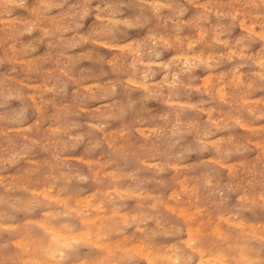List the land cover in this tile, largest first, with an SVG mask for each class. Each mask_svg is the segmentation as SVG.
<instances>
[{"label": "clouds", "instance_id": "obj_1", "mask_svg": "<svg viewBox=\"0 0 264 264\" xmlns=\"http://www.w3.org/2000/svg\"><path fill=\"white\" fill-rule=\"evenodd\" d=\"M0 264H264V0H0Z\"/></svg>", "mask_w": 264, "mask_h": 264}]
</instances>
